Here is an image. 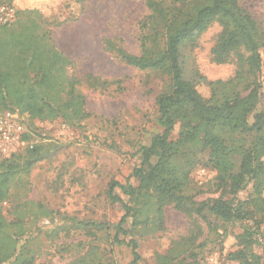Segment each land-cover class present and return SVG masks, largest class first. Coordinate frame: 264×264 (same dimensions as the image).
<instances>
[{
    "label": "trees",
    "instance_id": "1",
    "mask_svg": "<svg viewBox=\"0 0 264 264\" xmlns=\"http://www.w3.org/2000/svg\"><path fill=\"white\" fill-rule=\"evenodd\" d=\"M81 1L71 0L73 5ZM145 4L146 14L137 35L138 52H128L110 39L106 45L120 62L161 80L154 99L161 131L151 136L148 145L139 147V161L124 183L111 179L107 184L108 201L123 209L117 223H75L66 218L75 227L85 228L93 240L71 264H114L104 259L105 252L97 253L94 240L101 229H113L112 242L130 247L128 264H140L133 236L165 231L167 207L187 218L188 230L173 243L171 257L157 253L155 264H204L194 250L203 245V241L197 243L203 232L200 220L208 223V229L213 227L210 216L224 222L251 221L252 225L235 236L233 250H225L223 240L217 242L218 250L240 264H264L253 250V244H258L255 237L264 227V110L260 109L264 26L241 0H146ZM22 12L29 19L0 27V113L18 110L30 119L61 117L67 126L78 127L90 114L78 88L80 79L70 73L74 64L55 47L50 31L30 18L37 9L29 7ZM74 14L76 18L78 13ZM214 23L220 30L210 48V60L232 63L233 74L227 79L208 80L195 69L192 77L186 78L182 50L193 48ZM85 78L93 89L106 85L93 74ZM23 152L22 158L15 150L0 160V204L11 197L12 186L28 175L42 155L39 145ZM205 152V164L216 172L214 184L220 193L197 200L201 190L192 183L190 174ZM248 184L251 191L245 200L225 198V194L236 196ZM37 206L42 216L49 214L43 205ZM32 215L33 220L40 216L33 210ZM23 221L22 216L7 220L0 213V264H32L27 245L33 234L26 233ZM121 236L131 238L125 242Z\"/></svg>",
    "mask_w": 264,
    "mask_h": 264
},
{
    "label": "rangeland",
    "instance_id": "2",
    "mask_svg": "<svg viewBox=\"0 0 264 264\" xmlns=\"http://www.w3.org/2000/svg\"><path fill=\"white\" fill-rule=\"evenodd\" d=\"M241 1L264 26V0ZM145 2L82 0L73 5L71 0L0 1V6L14 7L12 24L29 19L22 12L24 9H37L36 13H29L30 18L50 31L55 47L73 62L70 73L80 79L78 88L90 114L80 126L69 127L61 117L30 119L26 112L13 110L26 129L25 138L32 145L27 147L39 145L42 155L28 175H23L12 186L11 197L0 204V213L7 220L23 217L26 233L33 234L27 245V257L34 259L32 264H71L86 252L93 240L86 235L85 228L75 227L66 218L75 223L115 224L119 221L123 209L120 204L108 201L107 184L111 179L124 183L139 161V147L148 145L151 136L161 131L154 105L161 80L120 62L106 45V39H110L128 52H138L137 35L139 22L146 14ZM75 12L78 13L76 18ZM2 25L0 27H4ZM219 30L216 23L212 24L193 48L182 50L186 78H191L195 69L208 80L227 79L233 74L232 63L215 64L210 60V48ZM87 74L105 80L106 85L91 88L85 78ZM260 109L264 110V95ZM27 147L18 148L17 157L22 158ZM207 156V152L199 155V163L190 174L192 183L201 190L197 200L214 198L220 193L214 184L216 172L205 164ZM130 182L136 184L132 177ZM250 191L251 184H248L236 196L225 194V198L245 200ZM115 192L127 198L120 190ZM261 195L264 200V187ZM38 204L49 211L47 216L40 214ZM32 210L40 215L37 220H33ZM165 219V231L133 236L138 242L140 264H155L157 253L171 257L173 243L186 235L188 220L182 213L167 207ZM209 220L211 230L208 223L200 220L203 232L197 243L203 241V245L194 250L199 262L240 264L221 254L218 243L223 240L225 250H233L235 236L252 222H224L213 216ZM261 228L253 250L264 262V227ZM51 230L49 236L45 234ZM113 233V229L99 230L94 240L99 247L97 253L105 252L104 259L114 264H128L132 258L130 247L113 243ZM130 238L120 237L125 242Z\"/></svg>",
    "mask_w": 264,
    "mask_h": 264
},
{
    "label": "built area",
    "instance_id": "3",
    "mask_svg": "<svg viewBox=\"0 0 264 264\" xmlns=\"http://www.w3.org/2000/svg\"><path fill=\"white\" fill-rule=\"evenodd\" d=\"M13 6H0V24L13 20ZM26 129L18 113L6 110L0 113V160L8 158L20 147L32 146L25 138Z\"/></svg>",
    "mask_w": 264,
    "mask_h": 264
}]
</instances>
